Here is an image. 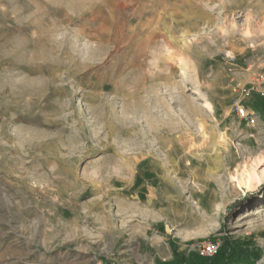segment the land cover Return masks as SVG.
<instances>
[{
	"label": "rangeland",
	"instance_id": "obj_1",
	"mask_svg": "<svg viewBox=\"0 0 264 264\" xmlns=\"http://www.w3.org/2000/svg\"><path fill=\"white\" fill-rule=\"evenodd\" d=\"M260 72L264 0H0V264H156L228 235L264 264V182L234 179L264 120L231 109Z\"/></svg>",
	"mask_w": 264,
	"mask_h": 264
},
{
	"label": "trees",
	"instance_id": "obj_2",
	"mask_svg": "<svg viewBox=\"0 0 264 264\" xmlns=\"http://www.w3.org/2000/svg\"><path fill=\"white\" fill-rule=\"evenodd\" d=\"M247 106L259 113L264 120V95L253 94ZM260 255L261 248L250 238L233 239L228 235L211 257L201 256L193 251L187 254L185 251L174 249L173 259L158 261L156 264H255Z\"/></svg>",
	"mask_w": 264,
	"mask_h": 264
},
{
	"label": "built area",
	"instance_id": "obj_3",
	"mask_svg": "<svg viewBox=\"0 0 264 264\" xmlns=\"http://www.w3.org/2000/svg\"><path fill=\"white\" fill-rule=\"evenodd\" d=\"M233 90L236 96L232 103V111L247 125H254L261 119V115L250 110L244 101L255 93L264 95V72L258 73L256 79L250 83L234 82ZM217 249L218 244L210 240L203 241L199 245V251L204 256H212Z\"/></svg>",
	"mask_w": 264,
	"mask_h": 264
},
{
	"label": "bare ground",
	"instance_id": "obj_4",
	"mask_svg": "<svg viewBox=\"0 0 264 264\" xmlns=\"http://www.w3.org/2000/svg\"><path fill=\"white\" fill-rule=\"evenodd\" d=\"M246 33H248V32H246ZM181 68L184 71L187 70V68L185 66H183V65H182ZM135 94H136V91H135ZM135 96H134V99L131 101L134 104L138 103V99H140V100L144 99V97H142V98L138 97L137 98ZM207 104L209 106L212 105V103L210 101L207 102ZM125 132H127L126 129H125ZM260 160L263 163L262 166H260V165L259 166H255L254 165L253 167H250V168L246 167L242 172H240V173H238L237 175L234 176V179L238 182L239 186H244V187L249 188V189H255L260 184H262L264 182V155L262 157H260ZM258 162H257V165H258Z\"/></svg>",
	"mask_w": 264,
	"mask_h": 264
},
{
	"label": "crops",
	"instance_id": "obj_5",
	"mask_svg": "<svg viewBox=\"0 0 264 264\" xmlns=\"http://www.w3.org/2000/svg\"><path fill=\"white\" fill-rule=\"evenodd\" d=\"M261 120V119H260ZM261 122H263L262 120H261Z\"/></svg>",
	"mask_w": 264,
	"mask_h": 264
}]
</instances>
